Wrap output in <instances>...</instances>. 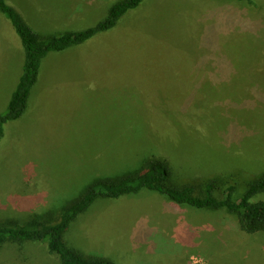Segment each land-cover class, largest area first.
Listing matches in <instances>:
<instances>
[{"label":"rangeland","instance_id":"obj_1","mask_svg":"<svg viewBox=\"0 0 264 264\" xmlns=\"http://www.w3.org/2000/svg\"><path fill=\"white\" fill-rule=\"evenodd\" d=\"M35 32L95 25L119 0H6ZM23 46L0 13V113ZM0 150V222L59 212L98 177L166 159L167 184L238 199L264 173V0H144L112 29L42 61ZM199 191V190H198ZM198 193V192H197ZM264 200V193L253 201ZM142 189L97 198L66 243L114 264H264V231ZM0 264H59L44 243L4 244Z\"/></svg>","mask_w":264,"mask_h":264},{"label":"trees","instance_id":"obj_2","mask_svg":"<svg viewBox=\"0 0 264 264\" xmlns=\"http://www.w3.org/2000/svg\"><path fill=\"white\" fill-rule=\"evenodd\" d=\"M143 1L119 0L93 26L44 36L32 30L22 15L6 0H0V13L10 21L20 37L24 57L18 82L6 108L0 113V150L6 137V124L19 120L27 110L28 98L37 81L43 59L50 52H60L82 45L95 35L112 29L129 10L137 8ZM230 1L235 4L245 2L252 6L256 3V0ZM169 173L166 159H153L148 160L145 167L137 172L98 177L80 197L70 200L59 212L34 213L25 222L11 218L0 222V246L39 242L45 244L48 254L57 257L59 264H114L113 260L99 253L75 250L66 243L64 234L77 215L85 212L97 198L118 199L136 194L144 188L164 195L169 202L177 205L187 203L197 210L227 212L237 218L243 233L255 234L264 231V200L253 201L255 196L264 193V173L259 174L238 199L233 198V186L226 188L224 197L214 195L216 188L213 183H207L199 189L190 184L170 186L166 183Z\"/></svg>","mask_w":264,"mask_h":264}]
</instances>
